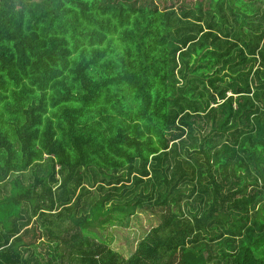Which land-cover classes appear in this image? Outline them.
Instances as JSON below:
<instances>
[{"label": "trees", "instance_id": "1", "mask_svg": "<svg viewBox=\"0 0 264 264\" xmlns=\"http://www.w3.org/2000/svg\"><path fill=\"white\" fill-rule=\"evenodd\" d=\"M0 264H264V0H0Z\"/></svg>", "mask_w": 264, "mask_h": 264}, {"label": "rangeland", "instance_id": "2", "mask_svg": "<svg viewBox=\"0 0 264 264\" xmlns=\"http://www.w3.org/2000/svg\"><path fill=\"white\" fill-rule=\"evenodd\" d=\"M34 1L38 2L40 0H34ZM87 175L89 178L87 182V187H93L94 180L92 173L88 172ZM101 179H104L103 176ZM90 197L91 198L96 197L98 200H102L106 197V193L93 191L92 196ZM191 203L194 205V202L191 201ZM194 206L197 207L196 204ZM109 208H110V203L107 205V208L104 211H106ZM78 210L80 209L78 208ZM83 214L85 213L82 212L78 214L76 213V216L81 217V215ZM103 219L104 216H99L97 218L93 231L106 237L111 247L119 251L126 258L130 257L133 254L138 243L145 237V234H147L150 228L156 224V218L154 216L145 215L144 213H138L134 218L129 220L130 221L129 223L124 222L125 224L123 222L119 223L118 221L109 224L107 222H102ZM99 221L102 222L101 224L103 226L102 225L99 226L98 224Z\"/></svg>", "mask_w": 264, "mask_h": 264}]
</instances>
